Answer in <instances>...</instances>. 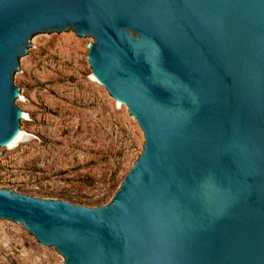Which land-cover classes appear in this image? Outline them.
Instances as JSON below:
<instances>
[{
	"label": "water",
	"instance_id": "1",
	"mask_svg": "<svg viewBox=\"0 0 264 264\" xmlns=\"http://www.w3.org/2000/svg\"><path fill=\"white\" fill-rule=\"evenodd\" d=\"M72 34L142 152L105 205L0 189V219L62 264H264V0H0V152L19 61Z\"/></svg>",
	"mask_w": 264,
	"mask_h": 264
},
{
	"label": "rangeland",
	"instance_id": "2",
	"mask_svg": "<svg viewBox=\"0 0 264 264\" xmlns=\"http://www.w3.org/2000/svg\"><path fill=\"white\" fill-rule=\"evenodd\" d=\"M75 34L41 36L20 60L24 139L0 152V189L74 205L107 204L143 149L136 120L95 84L87 46ZM53 247L0 219V264H62Z\"/></svg>",
	"mask_w": 264,
	"mask_h": 264
},
{
	"label": "bare ground",
	"instance_id": "3",
	"mask_svg": "<svg viewBox=\"0 0 264 264\" xmlns=\"http://www.w3.org/2000/svg\"><path fill=\"white\" fill-rule=\"evenodd\" d=\"M91 77H92V79H93V81H95V79H94V77L91 75ZM118 105H119V103H117ZM24 113V112H23ZM25 114V116L27 117L26 119H28V116H27V114L26 113H24ZM25 134V133H24Z\"/></svg>",
	"mask_w": 264,
	"mask_h": 264
}]
</instances>
